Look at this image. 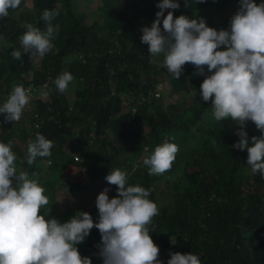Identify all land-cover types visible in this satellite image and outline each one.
<instances>
[{
	"label": "trees",
	"instance_id": "16d2710c",
	"mask_svg": "<svg viewBox=\"0 0 264 264\" xmlns=\"http://www.w3.org/2000/svg\"><path fill=\"white\" fill-rule=\"evenodd\" d=\"M178 2L179 8L166 9L165 15L173 11L174 18H195L206 6L221 8L227 0ZM76 3L32 0V10L20 4L0 18V103L18 84L29 90V102L34 103L18 121L0 114V141L11 144L18 172L26 171L45 189L49 203L38 214L65 222L81 209L97 221L95 202L90 210L81 204L58 210L56 181L67 172L71 188L82 189L83 172L109 184L106 175L119 168L129 184L151 189L149 199L157 204L158 214L148 227L164 264L177 251L198 255L202 264H264V177L251 172L246 149L233 147L242 126L231 118L217 121L211 100L199 95L210 75L207 66L201 75L186 62L175 79L163 65V54L149 53L141 29L156 19L159 0H104L107 16L99 22H86ZM45 10L59 13L51 21L58 26L53 48L44 56L22 53V60L15 59L11 52L23 51L19 38L27 24L46 30ZM203 19L215 28L211 17ZM65 71L73 75L72 103L54 83ZM166 80L172 92H189L188 106L166 104L156 95L158 84ZM243 130L249 146L252 136L261 135L251 120ZM37 133L53 141L51 155L28 164L27 145ZM165 142L178 145L172 167L150 175L143 160ZM44 160L50 161L51 177L42 175ZM11 179L15 186V177ZM110 188L111 199L118 193L116 185ZM163 196L172 204L161 202ZM100 243L101 233L93 227L77 247L92 264H103Z\"/></svg>",
	"mask_w": 264,
	"mask_h": 264
},
{
	"label": "clouds",
	"instance_id": "9594fccd",
	"mask_svg": "<svg viewBox=\"0 0 264 264\" xmlns=\"http://www.w3.org/2000/svg\"><path fill=\"white\" fill-rule=\"evenodd\" d=\"M21 2L0 0V18L17 9ZM239 5L229 27L217 30L203 18L184 14L174 18L173 11L165 15L166 9L179 8V2L159 0L160 10L151 26L141 29V41L152 56L163 54V65L175 79L180 77L186 62L196 66L201 75L207 66L211 74L203 79L199 95L205 102L211 100L217 121L231 118L242 126L237 130L239 140L233 147L246 149L251 172L264 177V0L259 4L256 0H239ZM58 14L55 10L43 12L42 19L48 22L45 31L27 24L19 38L23 51L13 50L11 55L22 60V53L33 57L49 52L58 27L51 21ZM72 80L73 75L65 71L54 83L64 91ZM28 93L22 84L13 86L6 101L0 103V114H5V120L21 118L29 102ZM42 94L48 95L46 91ZM247 120L253 121L261 132L260 136L251 137V146L248 133L243 130ZM52 147L53 141L37 133L36 139L27 145V163L32 164L38 156L51 155ZM178 150V145L172 142L157 145L143 160L149 174L169 170ZM15 161L11 144L0 141V264H92L90 257L80 254L77 245L89 236L93 227L101 233L98 247L103 264H164L158 259L160 249L148 227L158 214L157 204L149 199L151 189L129 184L124 171L112 169L105 179L117 186L118 194L110 199L107 187L98 194L97 221L86 211H78V215L65 222L55 217L46 219V214H38L49 203L45 189L30 179L26 171L18 172ZM44 162L50 164L49 160ZM167 264L202 262L192 252L177 251L170 252Z\"/></svg>",
	"mask_w": 264,
	"mask_h": 264
},
{
	"label": "rangeland",
	"instance_id": "374dc122",
	"mask_svg": "<svg viewBox=\"0 0 264 264\" xmlns=\"http://www.w3.org/2000/svg\"><path fill=\"white\" fill-rule=\"evenodd\" d=\"M260 3V1H259ZM258 3V4H259ZM24 9L32 10V0H22L21 2ZM222 7L218 8L215 6H206L204 9H201L196 17L204 18L206 14L211 17L214 22L215 28L217 30L220 29H227L230 25V19L235 14V12L239 9V0H227V2L223 3ZM76 9L79 12L84 14V20L86 22L91 21H102L106 20V12L104 0H77ZM223 13V16L220 14ZM214 71V70H213ZM211 74V73H210ZM74 80L69 83L68 88L65 89L67 99L69 103H72L74 99ZM158 90L156 92H160L158 95L159 98L164 103H181L184 107L188 106L191 102V96L189 92L185 89H180L176 92H172L169 88V82L166 80L162 84H159L157 87ZM33 100V99H32ZM28 102L24 109H32L34 103ZM125 105V103H124ZM27 107V108H26ZM24 109L22 113L24 112ZM180 112V111H179ZM42 175L46 177H51L52 173L50 168L47 166L46 162H43L41 165ZM64 173L60 176L58 181H56V186L58 187V196H57V209L60 210L67 206L71 205H83L85 209L90 210L92 205L98 196V194L103 191L106 187L109 188L108 195L110 194V184L104 183L101 180H92V178L87 174H81V178L83 179L84 183L86 184L82 189H72V184L66 180L69 179V175ZM39 177V173L36 174ZM66 177V178H65ZM40 178V177H39ZM161 186V184H160ZM161 202L172 204V199L167 198L165 196L160 197ZM81 211V209L79 210Z\"/></svg>",
	"mask_w": 264,
	"mask_h": 264
},
{
	"label": "built area",
	"instance_id": "2783aa9c",
	"mask_svg": "<svg viewBox=\"0 0 264 264\" xmlns=\"http://www.w3.org/2000/svg\"><path fill=\"white\" fill-rule=\"evenodd\" d=\"M160 93L159 92H156V95H159Z\"/></svg>",
	"mask_w": 264,
	"mask_h": 264
}]
</instances>
